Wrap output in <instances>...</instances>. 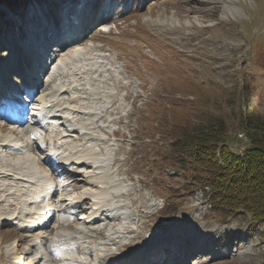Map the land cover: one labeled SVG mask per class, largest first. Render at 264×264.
Here are the masks:
<instances>
[{"label":"rangeland","instance_id":"obj_1","mask_svg":"<svg viewBox=\"0 0 264 264\" xmlns=\"http://www.w3.org/2000/svg\"><path fill=\"white\" fill-rule=\"evenodd\" d=\"M64 1L0 3L2 87L11 82L6 63L35 50L45 17ZM133 8L111 32L94 27L51 51L49 75L41 76L36 98L61 114L46 137L50 149L58 144L74 161L66 165L71 184L50 191L35 144L0 132L16 144L0 145V264H54L42 245L67 237L75 251L65 264H98L120 255L113 230L122 228L167 237L179 249L184 240L196 242L188 243L196 250L183 264H264V222L212 205L209 188L185 173L173 145L219 120L232 148L247 144L238 134L248 104L264 116V0H148ZM77 51L78 59L62 63ZM83 194L91 198L86 203ZM105 214L114 217L103 235ZM111 236L117 245L106 244Z\"/></svg>","mask_w":264,"mask_h":264},{"label":"trees","instance_id":"obj_2","mask_svg":"<svg viewBox=\"0 0 264 264\" xmlns=\"http://www.w3.org/2000/svg\"><path fill=\"white\" fill-rule=\"evenodd\" d=\"M22 1L0 3L16 7ZM242 127L249 138L243 153L231 149L224 120L200 126L176 138L173 145L180 152L179 163L185 173L190 172L195 182L209 188L212 205L264 222V116L251 104L243 113Z\"/></svg>","mask_w":264,"mask_h":264},{"label":"bare ground","instance_id":"obj_3","mask_svg":"<svg viewBox=\"0 0 264 264\" xmlns=\"http://www.w3.org/2000/svg\"><path fill=\"white\" fill-rule=\"evenodd\" d=\"M105 0H65L64 3H61V5L54 11L53 14L49 15L48 17H45L46 21L43 23V29L41 31V35L39 38L35 41L33 44V47H35V53L38 55L42 56L41 58H44V53L49 51L48 46L46 45V41L48 40L49 37L46 36L47 31L50 29V35L53 34H60V31H57L58 27V21H59V14L58 13H67L68 19L64 21V25L67 28L66 32L69 30H73L75 27V24L72 17H74V20H89L92 17V14L94 13V10ZM116 0H111V2L115 3ZM124 1H129V0H124ZM146 1V0H144ZM78 5H81V8L78 7ZM231 12H234L231 11ZM72 16V17H71ZM71 17V18H70ZM54 25H52L53 23ZM47 23H49L47 25ZM88 23H86L83 26H86ZM62 28L59 26V30ZM72 42V41H71ZM75 47H78V45H74ZM80 56V52H73V54L70 57H65L62 59V63L70 64L74 60L78 59ZM24 57V56H23ZM28 57V54L25 55L24 60ZM8 66L9 64L6 63ZM68 66V65H67ZM6 67V66H5ZM47 102V101H46ZM69 122V121H68ZM12 132V131H10ZM5 134V133H4ZM3 136V135H2ZM0 145L2 146V149L8 150L16 147V144L14 143L13 140L7 139L6 138H1L0 139ZM44 162V161H43ZM71 180L69 181V184L72 183ZM93 180H89L88 183H92ZM68 184V183H67ZM74 186V185H73ZM75 187V186H74ZM76 188V187H75ZM85 196V195H83ZM82 197V196H81ZM84 198V197H83ZM87 200V199H86ZM85 200V201H86ZM87 202V201H86ZM89 217L91 216L90 214L88 215ZM122 216H120L121 218ZM80 219V218H79ZM94 219V218H93ZM111 218H106V225L111 224L110 223ZM105 221V220H104ZM106 230H108L107 226H103L102 228L99 229V233L105 235ZM117 231L118 235H120L117 240L121 241L120 244H116V237L112 236L110 240L111 245H117L115 248L120 250V255L116 253H112L108 255V259H115L117 263L120 261L121 263L118 264H180L187 263L188 258L190 255H192L194 252L191 248V251L187 247V241H182L181 244H184L183 249H179V245L177 244H169L170 242H167V237H157L155 238H144L140 236H130L125 228L122 229H114L113 231ZM112 231V232H113ZM115 232H113L111 235H113ZM127 234L128 239L126 241H123L121 237L127 238L125 235ZM89 237V234H87ZM142 238L146 242H139L142 241ZM72 239V238H71ZM133 240V241H132ZM153 240L152 242H150ZM201 240H206L202 238ZM123 241V242H122ZM132 241V242H131ZM188 241H191L190 239ZM125 242V243H124ZM201 242V241H200ZM110 243H107V245H110ZM203 244L206 243V241L202 242ZM63 243H58L55 245V247H61ZM195 244H197L195 242ZM194 244V245H195ZM136 245V246H135ZM171 245V246H169ZM45 246V245H43ZM141 247V248H140ZM142 247L144 249H142ZM126 248V249H125ZM133 248H138V251L136 250L137 254L135 252L130 253L127 255ZM124 250V253L123 252ZM194 249V248H193ZM196 250V249H194ZM122 253V254H121ZM135 253V254H134ZM118 255L119 257H116ZM105 264V262H103Z\"/></svg>","mask_w":264,"mask_h":264}]
</instances>
